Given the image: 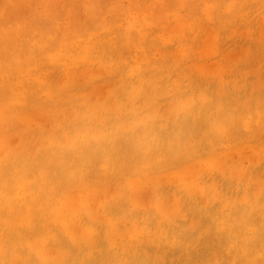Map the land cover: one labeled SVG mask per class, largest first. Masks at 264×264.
I'll use <instances>...</instances> for the list:
<instances>
[{
	"label": "bare ground",
	"instance_id": "bare-ground-1",
	"mask_svg": "<svg viewBox=\"0 0 264 264\" xmlns=\"http://www.w3.org/2000/svg\"><path fill=\"white\" fill-rule=\"evenodd\" d=\"M59 1L0 0V264H264V0Z\"/></svg>",
	"mask_w": 264,
	"mask_h": 264
},
{
	"label": "rangeland",
	"instance_id": "rangeland-1",
	"mask_svg": "<svg viewBox=\"0 0 264 264\" xmlns=\"http://www.w3.org/2000/svg\"><path fill=\"white\" fill-rule=\"evenodd\" d=\"M86 1V5L89 7V1L91 2V1H94V0H85ZM101 0H95L94 1V3L95 4H97V10H99V11H103V7H105L106 5H104L102 8H101ZM107 1V0H106ZM116 0H112V1H108L109 2V6H108V9L107 8H105V11H103V12H105L106 13V15L108 16V18L110 17V16H115L116 14H119L120 16H123L124 15V17L126 18V21H129L130 20V18L128 17V15H126V9L132 4V0H117L116 1V6H114L113 5V2H115ZM134 1V0H133ZM136 2L137 1H141V0H135ZM134 1V2H135ZM150 1H152V2H150ZM175 0H143L142 2H144V4H145V6L147 7V11H149V24L147 25L148 27H151L152 25L154 26V21L155 22H157V19H156V13H158V15H157V18L159 19V18H162V19H160L162 22H164V23H166V25L165 26H169V27H171V25H173V23L174 22H176L175 20H177L178 18H179V20H177V22L179 23V22H182L183 23V21L182 20H185L184 18L185 17H188V11L187 12H185L186 11V9H187V6H188V3H187V5L186 4H184L183 2H186V1H184V0H176L175 2H174ZM194 2L195 1H197V4L198 3H200V2H202L203 0H193ZM208 1H210V0H208ZM88 2V3H87ZM125 2H126V4H127V6L125 7ZM150 2V4H148ZM56 3H59V5H61L60 3H62L61 1H59V0H54V4H56ZM164 3H165V5H164ZM174 3V4H173ZM179 3V4H178ZM106 4V3H105ZM148 4V5H147ZM152 4V5H151ZM158 4V5H157ZM164 5V7L162 6L161 8H160V6L159 5ZM167 4V5H166ZM178 4V5H177ZM108 5V4H107ZM177 5V6H176ZM186 5V6H185ZM193 5V4H192ZM217 5V4H216ZM218 5H219V7H221L222 6V0H220V2L218 3ZM221 5V6H220ZM99 6V7H98ZM158 6H159V8H158ZM107 7V6H106ZM168 7H171L170 9H171V12H170V14H168L166 11H170V9L168 8ZM180 7V8H179ZM190 7V6H189ZM93 8H94V5H93ZM100 8H101V10H100ZM150 8H152L153 10H151ZM156 8V9H155ZM193 8V7H192ZM214 8H216V9H218V6H215ZM107 9V10H106ZM120 9V10H119ZM150 9V10H149ZM184 9V10H183ZM190 9V8H189ZM85 10H86V8H85ZM160 11V13H159V11ZM165 10V11H164ZM118 11V12H117ZM158 11V12H157ZM163 11V12H162ZM167 13L168 15H166V17H165V15L163 14V13ZM139 13V12H138ZM154 13V14H153ZM204 13H206V12H204ZM215 14H218L219 13V9L217 10V11H215L214 12ZM128 14V13H127ZM147 14H148V12H147ZM173 16H172V15ZM187 14V15H186ZM82 15H84V14H82ZM151 15V16H150ZM160 15V16H159ZM163 15H164V17L165 18H167V19H165V20H163L164 19V17H163ZM177 15V16H176ZM155 17V18H154ZM173 17V18H172ZM194 17V14H193V16H191L190 18H186V19H188V21L187 20H185V22L184 23H186V24H188L189 22H190V20L192 19ZM148 18V17H147ZM172 18V19H171ZM81 19H83V18H81ZM152 19H154V20H152ZM159 21V20H158ZM153 22V23H152ZM162 22H160V23H162ZM177 23V24H178ZM183 23V24H184ZM175 24V23H174ZM140 25H142V24H140ZM185 25V24H184ZM212 26H210V28H211ZM222 26L221 25H219V26H214L213 27V29L215 30V32H220V33H218L220 36H223V35H225V34H227V32H228V29H225V28H221ZM174 28V27H173ZM216 29H219L218 31L216 30ZM223 31H222V30ZM225 29V30H224ZM262 33V32H261ZM239 40V39H238ZM238 40H236V41H238ZM206 42H209V44H207V45H209L208 47H207V45H206ZM262 43H264V38H263V41H261ZM204 48H203V50H202V52L198 55V56H196V54H193V52H195V47L194 46H192V48H191V51L190 50H188V51H190V52H188V53H190V55H191V52H192V55L191 56H189L190 58V60H191V62L193 63V62H196V61H200L201 63H204V62H207V63H210V62H215V60H216V57L214 56L213 58H211L212 56H210V57H208V58H210V59H208V58H205V57H207V56H205L206 54L204 53V51H206L209 47H211V49H212V52H213V49H214V52H215V43L213 42L212 43V39H211V37L210 36H208V37H206V40L204 41ZM210 43H212V44H210ZM257 44V43H256ZM255 43H252V44H250V45H248V48H246V49H241L242 47L241 46H239L238 47V49H236L232 54V59L231 60H233L234 62H243V60H246L247 59V57L249 56V62L248 63H254V61H258V59L260 58V59H263L264 60V44H263V46L262 47H260L258 44H259V42H258V44L256 45ZM205 45H206V48H205ZM256 46H258V47H256ZM241 47V48H240ZM220 48V47H219ZM240 48V49H239ZM251 48V49H250ZM255 48V49H254ZM261 48V49H260ZM263 48V49H262ZM258 49H259V51H258ZM193 50V51H192ZM238 50V51H237ZM243 50V51H242ZM254 50V51H253ZM261 50H263V51H261ZM237 51V52H236ZM213 52V53H214ZM236 52V53H235ZM259 52V53H258ZM235 53V54H234ZM255 55H253V54ZM203 54H204V56H203ZM252 54V55H251ZM259 56H258V55ZM240 55V56H239ZM253 56V57H252ZM196 57V58H195ZM240 57V58H239ZM192 58V59H191ZM215 58V59H214ZM238 58L239 59H242V60H240V61H236V60H238ZM208 59V60H207ZM254 59H256V60H254ZM195 60V61H194ZM211 60V61H210ZM210 61V62H209ZM247 62V61H246ZM241 66V65H240ZM243 66V65H242ZM241 66V67H242ZM213 68V67H212ZM259 68V69H258ZM252 69V72L254 73V75H255V77H258L259 78V81H256V82H253V83H250V88H255V89H259L260 88V84H261V82H263L264 81V67L262 66V68H260L259 66H256L255 68H251ZM260 70V72H258ZM253 75V76H254ZM253 80V79H252ZM251 80V81H252Z\"/></svg>",
	"mask_w": 264,
	"mask_h": 264
}]
</instances>
